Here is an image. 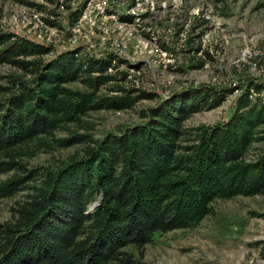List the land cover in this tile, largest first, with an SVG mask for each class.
Instances as JSON below:
<instances>
[{
  "label": "trees",
  "instance_id": "16d2710c",
  "mask_svg": "<svg viewBox=\"0 0 264 264\" xmlns=\"http://www.w3.org/2000/svg\"><path fill=\"white\" fill-rule=\"evenodd\" d=\"M50 52L49 46L0 29V64L30 74V81L16 80L0 98V173L18 167L16 145L86 111L129 109L153 97L121 88L120 94L99 98V88L114 79L113 57L75 48L40 60ZM76 81L87 89L66 87ZM250 88L259 93L261 87L246 84L225 122L194 133L185 121L200 109L220 106L233 87L176 92L144 112L141 123L96 142L86 135L64 140L87 143L84 154L48 173L17 207L15 220L0 224V264H130L126 246L142 249L156 232L197 224L213 199L264 195V151L250 156L254 142L264 143V100L251 96ZM183 137L188 144H179ZM25 178L10 177L0 185V197L14 195Z\"/></svg>",
  "mask_w": 264,
  "mask_h": 264
},
{
  "label": "rangeland",
  "instance_id": "374dc122",
  "mask_svg": "<svg viewBox=\"0 0 264 264\" xmlns=\"http://www.w3.org/2000/svg\"><path fill=\"white\" fill-rule=\"evenodd\" d=\"M0 29L49 46L51 52L41 61L75 48L88 56L113 57L116 67L109 74L114 79L99 88V98L120 94L121 88L153 95L129 109L86 111L49 134L16 145L19 165L0 173V185L14 175L28 181L14 195L0 197V224L15 220L17 207L48 173L84 154L87 143L65 145L64 140L86 135L99 141L108 132L141 123L142 114L160 99L186 89H236L252 82L261 87L255 96L264 100V0H0ZM120 73L126 74L124 80ZM16 80L28 82L30 74L0 64V88L5 89L0 98ZM66 87L87 89L78 81ZM237 94L193 113L185 129L194 133L199 126L225 122ZM261 151L264 143L254 142L250 156ZM261 241L264 195H237L213 199L197 224L156 232L142 249L128 245L124 250L130 264H264Z\"/></svg>",
  "mask_w": 264,
  "mask_h": 264
},
{
  "label": "built area",
  "instance_id": "2783aa9c",
  "mask_svg": "<svg viewBox=\"0 0 264 264\" xmlns=\"http://www.w3.org/2000/svg\"><path fill=\"white\" fill-rule=\"evenodd\" d=\"M241 91H242V88H240V87H236V89H234V91L233 92H236V93H238L237 94V96L241 93ZM232 92V93H233ZM250 93H251V96H255L256 95V92L252 89V88H250Z\"/></svg>",
  "mask_w": 264,
  "mask_h": 264
},
{
  "label": "water",
  "instance_id": "95a60500",
  "mask_svg": "<svg viewBox=\"0 0 264 264\" xmlns=\"http://www.w3.org/2000/svg\"><path fill=\"white\" fill-rule=\"evenodd\" d=\"M97 204H98V201H95L94 204L91 206L90 210Z\"/></svg>",
  "mask_w": 264,
  "mask_h": 264
}]
</instances>
